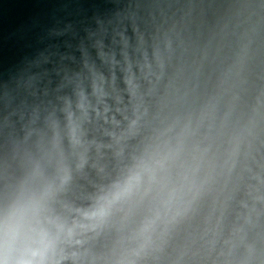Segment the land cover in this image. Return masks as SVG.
<instances>
[{
    "label": "clouds",
    "instance_id": "obj_1",
    "mask_svg": "<svg viewBox=\"0 0 264 264\" xmlns=\"http://www.w3.org/2000/svg\"><path fill=\"white\" fill-rule=\"evenodd\" d=\"M0 76V264H264V0H105Z\"/></svg>",
    "mask_w": 264,
    "mask_h": 264
},
{
    "label": "water",
    "instance_id": "obj_2",
    "mask_svg": "<svg viewBox=\"0 0 264 264\" xmlns=\"http://www.w3.org/2000/svg\"><path fill=\"white\" fill-rule=\"evenodd\" d=\"M105 0H0V76L37 48L53 42V29L86 22Z\"/></svg>",
    "mask_w": 264,
    "mask_h": 264
}]
</instances>
